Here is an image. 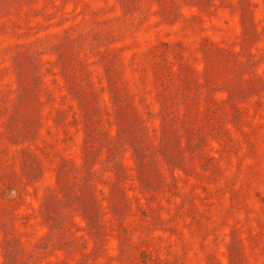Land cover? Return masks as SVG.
I'll return each mask as SVG.
<instances>
[{"label": "rangeland", "instance_id": "rangeland-1", "mask_svg": "<svg viewBox=\"0 0 264 264\" xmlns=\"http://www.w3.org/2000/svg\"><path fill=\"white\" fill-rule=\"evenodd\" d=\"M0 264H264V0H0Z\"/></svg>", "mask_w": 264, "mask_h": 264}]
</instances>
